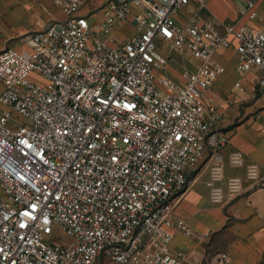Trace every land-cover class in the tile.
<instances>
[{"label":"built area","instance_id":"obj_1","mask_svg":"<svg viewBox=\"0 0 264 264\" xmlns=\"http://www.w3.org/2000/svg\"><path fill=\"white\" fill-rule=\"evenodd\" d=\"M49 1L65 19L23 35L29 52H0V264H196L170 244L197 236L174 211L204 159L215 204L240 196L245 180L264 187L257 163L225 153L230 138L208 95L222 71L215 54L231 47L239 73H262L264 94L257 0L240 10L256 27L205 18L210 0ZM172 52L201 66L179 82L167 74ZM227 164L245 177L224 186ZM55 226L72 241L51 242Z\"/></svg>","mask_w":264,"mask_h":264},{"label":"crops","instance_id":"obj_2","mask_svg":"<svg viewBox=\"0 0 264 264\" xmlns=\"http://www.w3.org/2000/svg\"><path fill=\"white\" fill-rule=\"evenodd\" d=\"M243 5V0H210L203 16L213 15L219 26L235 22L256 27L258 23L250 15H240ZM193 9L194 5L187 7L179 22L183 23ZM255 10L264 14V0H257ZM64 19L62 10L49 0H0V52L10 48L29 52L21 41L23 35ZM132 28L127 25L116 34L124 40ZM160 49L167 54L161 43ZM215 61L222 71L208 95L216 99L223 115L221 130L230 138L225 153L241 151L245 163H257L264 178V94L258 91L263 75L257 69L239 73L235 47L218 51ZM200 66L201 61L194 54L172 52L167 74L183 82L185 70L195 71ZM208 164V159H204L189 176V186L174 211L175 218L186 221L197 236L176 233L171 250L190 255L196 264H220V253L229 256L225 264H264V187L256 188L253 182L245 180L240 196L225 205L215 204L207 186ZM233 175L245 177V167L227 164L224 186ZM101 264L114 263L104 258Z\"/></svg>","mask_w":264,"mask_h":264},{"label":"rangeland","instance_id":"obj_3","mask_svg":"<svg viewBox=\"0 0 264 264\" xmlns=\"http://www.w3.org/2000/svg\"><path fill=\"white\" fill-rule=\"evenodd\" d=\"M162 52V50H161ZM163 53V52H162ZM164 55V54H163ZM175 68V67H174ZM2 90V85L0 84V91ZM208 159V157H206ZM1 192V190H0ZM72 241V238L69 237L61 227L55 226L53 235L51 236V242L56 243V244H68Z\"/></svg>","mask_w":264,"mask_h":264}]
</instances>
